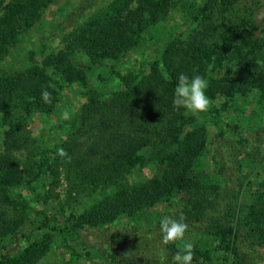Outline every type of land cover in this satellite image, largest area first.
I'll list each match as a JSON object with an SVG mask.
<instances>
[{
  "label": "trees",
  "instance_id": "obj_1",
  "mask_svg": "<svg viewBox=\"0 0 264 264\" xmlns=\"http://www.w3.org/2000/svg\"><path fill=\"white\" fill-rule=\"evenodd\" d=\"M97 1L84 0L59 16L53 25L60 34L57 50L44 56L31 51L23 68L0 75V127L6 129V148L0 153V264H51L45 258L52 248L58 254L53 264H143L117 249L98 251L84 243L83 235L164 203H180L181 218L187 222L209 218L206 234L215 246L192 245V264H246L241 239L264 246V164L257 154L261 145L239 134L226 114L242 106L238 98L249 94L264 113V31L254 37L256 26L250 30L225 23L238 0H188L183 13L196 23L189 35H173V26L172 38L145 69L119 71L117 65L145 35L157 32L178 0ZM53 2L0 0V61L41 23ZM77 52L87 57V68L73 61ZM229 63L236 66L235 72L216 77ZM89 70L96 74L99 89L87 90L77 114L59 125L68 130L65 138H34L31 143L19 138L28 117L53 118L63 85H84ZM181 73L208 82L206 95L213 111L207 127L173 107ZM45 89L51 103L41 99ZM221 100L219 108L213 106ZM253 115L259 117L258 112ZM210 126L215 129L211 138ZM246 130L255 131L256 125ZM230 143L243 146L242 160L230 154ZM30 144L32 164L26 168L15 154ZM60 148L67 156L57 154ZM148 149L154 151L152 164L162 167L161 174L130 184L131 170L143 165ZM207 161L214 174L205 170ZM59 169L73 174V189L92 197L83 211L56 193ZM226 170L247 179L248 204L239 194L224 200L219 178ZM3 205L12 206L15 213L3 210ZM167 247L176 254L185 246Z\"/></svg>",
  "mask_w": 264,
  "mask_h": 264
},
{
  "label": "rangeland",
  "instance_id": "obj_2",
  "mask_svg": "<svg viewBox=\"0 0 264 264\" xmlns=\"http://www.w3.org/2000/svg\"><path fill=\"white\" fill-rule=\"evenodd\" d=\"M108 1L109 0H98L97 2L99 5H102ZM187 3L188 0H178V6L160 26L157 32L153 35H145L140 46L134 49L127 58L120 62L116 69L119 71H125L127 69H145L146 62L155 59L159 55L158 53L160 49H162V46L172 38L171 28L173 26L176 28L173 35L181 34L185 37L188 36L196 26V23L194 24L188 20L186 14L183 13V7L186 6ZM83 4H85L84 0H54L53 4L43 15L41 23L23 37V42H19L17 45L12 46L8 55L0 61V75H7L23 68L28 54L31 51L37 50L39 54L44 56L57 50L60 45L58 43L60 34L53 30V25L57 23L60 15L69 13L72 9L78 8ZM229 14L231 18L228 17V20L225 19V23L231 24L233 27L240 28L245 25L250 30H254L253 27L256 26L258 29L253 32L254 37H260L264 31V0H238ZM73 61L81 67L87 68L88 66V59L83 53L77 52L74 54ZM109 66H111V63L107 64V68H109ZM235 69L236 66L233 63H229L225 66L224 70L219 73L216 72L215 76L221 77L223 75L233 74ZM95 76L96 74L89 70L88 78L84 85H70L68 87L63 85L61 88V104L55 116L53 118H45L39 115L28 117L26 129L20 133L19 138L22 139L27 137L30 143L34 138H40L45 141L51 139H53V141H58L60 138H65L68 134V130L63 127L60 128L59 125L62 124V126H64V124H67L71 118L77 114L81 106L86 102L85 93L87 90L99 87V85H96ZM238 102L242 105L240 107L243 108V111L240 107L238 108L235 106L226 114V117L234 119L235 124L238 126L237 132L239 134L247 137L252 141L253 145H261L257 154L259 158H263L260 163L264 164V113H261L256 108L257 99L252 94H249L245 99L238 98ZM222 103L223 100L216 102L213 106L219 108ZM211 111H213V107L209 104L207 111L195 118L198 122L203 123V125L207 127L209 123H211V117L209 115ZM253 112H258L259 117L253 115ZM186 113L191 115L188 112ZM219 114L222 115L221 111H219ZM45 119L47 120L46 122ZM235 124L232 122V126ZM253 124L256 125V130L252 132H249V130L247 131L246 127L249 125L252 126ZM5 130V128L0 127V153H3L6 148ZM209 131L211 138L214 135L215 129L210 126ZM256 131H258V135ZM227 146L230 154L235 156L237 161L241 159V157L243 159L242 145L230 143ZM148 150L149 151L143 153L146 157L143 165H138L131 170V174L128 178L130 184L138 183L147 178L161 174L162 167L152 164L155 157L154 151L151 149ZM31 151L30 144L28 150H25L21 154H15L16 159L23 167H31L33 156ZM205 170L211 174L215 173L213 166L208 161L205 163ZM226 171L224 177H218L222 183L221 185L225 189L224 200L229 201L232 199V196H237L239 194V200L243 202L244 205L248 204V190H250V187L247 185V179L244 180L243 177L240 176V172L236 173V176H231V171ZM258 181H261V179ZM75 183L73 174L59 169V178L55 190L56 193L60 195L61 199L70 201V203L75 205L77 210L81 212L93 202V199L88 195V191L82 189L79 193L77 190L73 189ZM253 184H256V182ZM73 191L75 193H73ZM2 209L10 213H15L14 211H16L12 206L9 207L8 205H3ZM164 216H172L175 219H180V203H176L173 207H170L166 203L158 204L137 215L119 218L109 227H101L100 229L87 232L88 234L83 235V241L86 245L98 251H109L111 248L117 249L118 253L122 256L130 255L137 262L140 261L143 262V264H172V258L175 254L169 250L167 247L169 245H173L175 248H182L185 244L190 243L191 245L202 246L205 249H211L215 246L214 240L210 239L206 234V229L209 225L208 217L196 222H187L184 220L188 225L184 238L174 243H169L168 245L162 244L159 222ZM241 246L244 247L246 251V264H264L263 245L261 246L256 240L241 239ZM57 255L56 250L52 248L45 260L53 264ZM213 264L220 263L215 261Z\"/></svg>",
  "mask_w": 264,
  "mask_h": 264
},
{
  "label": "clouds",
  "instance_id": "obj_3",
  "mask_svg": "<svg viewBox=\"0 0 264 264\" xmlns=\"http://www.w3.org/2000/svg\"><path fill=\"white\" fill-rule=\"evenodd\" d=\"M207 87L208 82L202 76L195 75L189 77L181 73L178 76V82L174 89L172 98L173 107L176 110L184 109L194 117L199 116L201 113L207 111L210 104V100L206 95ZM41 99L45 103H51V93L46 89L42 90ZM57 154L67 156L63 148L58 149ZM187 228L188 225L184 222V218L175 219L172 216H164L159 222L162 244L168 245L169 243L183 239ZM192 260V245L189 243L173 256L172 264H192Z\"/></svg>",
  "mask_w": 264,
  "mask_h": 264
}]
</instances>
